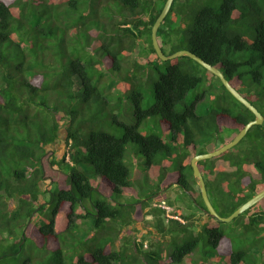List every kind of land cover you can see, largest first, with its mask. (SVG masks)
Listing matches in <instances>:
<instances>
[{"label":"trees","instance_id":"16d2710c","mask_svg":"<svg viewBox=\"0 0 264 264\" xmlns=\"http://www.w3.org/2000/svg\"><path fill=\"white\" fill-rule=\"evenodd\" d=\"M165 2L0 0V166L6 169L3 178L0 169V218L18 207L26 211L29 219L12 235V244L37 240L44 264H124L126 255L137 264H161L164 252L173 263L204 264L219 261V256L225 264H264L261 200L239 215L245 217L244 235L249 232L253 239L241 238L238 244L248 247H237L226 237L223 221L205 213L197 216L196 230L193 214L185 215L178 205L175 212L186 222L171 218L167 225L164 217L152 222L163 236H172L174 249L162 247L163 239L145 246L144 236L138 239L135 233L136 221L150 213L144 208L150 203L147 197L162 190L165 174L145 195L139 194L136 186L142 178L132 177L126 161L130 142L140 145L149 169L178 171L181 184L191 189L190 179L197 182L192 157L232 140L255 118L218 75L191 56H159L152 25ZM158 37L167 54L187 48L218 66L254 104H263L264 114V0H174ZM152 68L160 74L148 102L138 87ZM101 83L131 92L133 122L120 119L115 110L123 100L114 103ZM203 83L207 88L188 100L189 92ZM206 94L213 101L209 107L208 100L199 102ZM200 103L205 111L198 110ZM144 123L145 130L150 125L156 130L144 132ZM106 124L121 125V135L106 130ZM224 128L236 131L222 138ZM254 129L259 136L248 145L199 161L210 196L222 202L220 208L213 203L222 215L264 189V122L253 125L245 137ZM61 142L65 146L59 156ZM126 192H131L128 199ZM198 196L194 207H206L200 192ZM112 227L116 233H110ZM203 229L217 252L192 258ZM18 252H3L0 264H13Z\"/></svg>","mask_w":264,"mask_h":264},{"label":"rangeland","instance_id":"374dc122","mask_svg":"<svg viewBox=\"0 0 264 264\" xmlns=\"http://www.w3.org/2000/svg\"><path fill=\"white\" fill-rule=\"evenodd\" d=\"M120 18H121V16H118V18L116 17V19H120ZM144 59H145V57L142 56L143 61H144ZM148 69H151V68L148 67ZM161 70L162 71L167 70V64L166 63L161 64ZM159 74H160V72H158L157 70H154L152 68V74L148 79H146L144 81V84H143L144 86L142 85L143 87H140V86L138 87V88L143 89V91L146 94L148 102L151 101V94L153 91V86H154L155 81L158 79ZM215 79L217 80V78H215ZM106 81H110V78L107 79ZM79 82H80L81 86H83L82 81L79 80ZM99 85L105 91L104 92L105 94L109 93L110 91L112 92V95H109V94L108 95L112 98L114 103H115V100H119V99L123 100L122 104H118L119 107H117L116 108L117 110H115L116 112L119 113L120 119L127 121V122H133L135 120V117H134L135 102L133 101L132 96L130 95L131 92H129V93L121 92L118 87L124 88L122 85L114 86L113 88H108L107 86L104 87L103 83H101ZM205 88H207V86L204 83L201 84L196 90H192L189 92L187 99L191 100L195 93H198L199 91H201ZM208 91H211V90H208ZM241 92L243 93V91H241ZM206 100H208L207 102H210L208 107L213 104V101H209L212 99H210V97L207 94L204 96V98L199 100V102L200 101L203 102ZM232 102H233V99H232ZM255 104L259 108V110L260 109L263 110V104L261 102H255ZM199 106L200 107H198V110H200V111L206 110L205 104L201 106V103H200ZM148 120L151 124L154 123L153 118H149ZM145 125H146V123H144L142 126V130L144 132H154L156 130L153 125L146 127V130H145ZM104 128L110 132L116 133L117 135H121V133L123 131V128L121 125L106 124V125H104ZM235 131L236 130L234 128H231V129L230 128H228V129L224 128V131H222L220 136L222 138L223 137L226 138L229 135H233V133ZM257 136H259V134L257 133V130L254 129V131H252V133L249 134V136L244 137L234 148L239 149V148H242V147L248 145L249 142L252 141L251 138H255ZM205 145L206 144H202V146H200V147L205 148ZM64 146H65L64 142H61L57 146L59 156L62 155V152L64 151ZM126 161H127L128 165L130 166V168L132 169V174H133L132 177H134L136 175V173L139 172V170L145 171V169L148 168L147 163H146V157L144 154H142L141 147L136 142H130L127 145ZM0 169L2 171V178H3L4 172L6 169L4 166H0ZM156 172H158V173L163 172L165 174L164 179L166 181H174L175 177L176 178L179 177L178 173L172 174L170 169L158 168L156 170ZM141 176H142V179L141 180L138 179L139 181L137 182L138 185L136 187H137V191L139 192V194L141 193V195H145V193L147 191V187L150 184H148L146 182V179H145L146 177H144L143 175H141ZM6 177H8L10 179H14L13 175H6ZM98 178L99 177H94L92 179L96 180ZM150 181H154V178L152 175L150 176ZM209 189L211 191L210 187H209ZM198 190H200L199 184H198ZM137 191L135 190L134 192H137ZM172 191H177V193L174 195L173 198H170L171 203L181 207L183 212L185 213V215L187 214V212H191L193 207L196 206V205H194V197H190L188 195V191L186 189H183L182 186L179 184H174ZM127 193H128V196H127V199H128L131 192H126V194ZM50 196H51V192H49V198H50ZM210 197H211L213 203H215L216 207L220 208V206L222 205V202L218 201L217 198L214 197L213 193L211 194ZM198 198L201 199V196H198ZM151 200H152V197L149 198V202H151ZM261 202H264V199L261 200ZM188 204L191 205L190 206L191 211H186V206ZM14 207L15 206L13 205L12 208H14ZM144 208H147L149 211L152 210V208H150V206H148V207L145 206ZM80 210L81 209H78V212ZM161 210L162 209L160 207L156 206L154 203V205H153L154 214H160L161 215V213H162ZM46 212L49 214L51 212V207H47ZM154 214L148 213L145 220H143L142 222L136 221V223H135V225L138 226V228H139L135 232L137 234V238L140 239L142 236H144L143 238L145 239V241L147 243H149L151 240L155 241V243H158L161 241V239L156 234H154V232H157V230L160 231L157 227L153 226V224H152L153 220H155V218H156V216ZM223 216H225V215H223ZM7 218H8V223H7ZM244 218H245L244 215H241V216H238L237 218H234L232 221L221 222L222 223V229L225 231L226 237L231 238L233 240V242L236 243L237 247L238 246L248 247V246L242 244L243 242L241 244H238L241 241V238L246 237V239L250 242L253 239V235L251 233L247 232L246 235H244V233H243ZM28 219L29 218L26 215V211H22L20 209V207H18L14 213H11L9 217L6 216L2 219L0 218V255H2L3 252L14 251V250L19 248V252L16 254V258L13 260L14 261L13 264H23L28 258L34 257V256L35 257L38 256V258H35L36 260L32 261L29 264H44V261H42L40 259L42 256H44V251L39 248L37 240L28 238L27 240L23 241L24 242L23 246H18V245L14 246L12 244V242H14V240H15V236H12V235H15L16 232H17V234L20 233V231L22 230V225H23L24 221L27 222ZM61 219L64 220L62 217L58 216V220H61ZM36 220L39 223L43 222V220H41L40 218L36 219ZM77 221H81V219L77 218ZM29 223H30V221H29ZM195 227H196L195 229L199 231V226H197V221H196ZM12 229L14 230V234L10 233V230H12ZM203 230H204V232H202ZM203 230L201 232H202L204 238L201 241V243L199 244L198 248L192 253V255H197L198 258H201V255L202 256L204 255V251L210 252V254L217 252L215 249H213V246L211 245V243L208 242L209 237H208V234L206 233V230L205 229H203ZM116 232H117L116 228L112 227L110 230V233L113 234ZM62 236H65V239H67V241H69L67 233H64ZM161 237H162L163 241H165V243H161L162 247H164V248L168 247V244L172 240V238H171L172 236H169V234H168L166 236H161ZM169 245H170L169 247L172 246L171 250L174 249L172 242ZM222 249H226V247L222 246ZM252 252L257 254V252H259V250L258 249H256V250L252 249ZM222 253H225V251L222 250ZM259 254H262V253H259ZM168 257H169V253H168L167 258ZM129 258H130V256L126 255V257L124 258V264H137L136 262H134V260L132 258H130V259ZM218 258H219V261L207 260V261H204V264H225V262H222L220 260L221 258L219 256H218ZM186 262H189V261L185 260L182 263H175V262L173 263L172 262V264H187ZM263 262H264V257H263Z\"/></svg>","mask_w":264,"mask_h":264},{"label":"water","instance_id":"95a60500","mask_svg":"<svg viewBox=\"0 0 264 264\" xmlns=\"http://www.w3.org/2000/svg\"><path fill=\"white\" fill-rule=\"evenodd\" d=\"M174 0H166L164 7L155 20L153 26H152V40H153V45L159 54V56L164 59V60H169L176 58L178 56L182 55H189L198 62H200L204 67L207 69L211 70L213 73L218 75L222 82L225 84V86L232 92V94L238 98L242 103H244L248 108H250L254 113H255V118L247 122L243 128L234 136V138L226 143H224L222 146L206 151V152H201L193 156L192 158V166L194 169V174L198 179V184L203 196V199L206 204L205 211L215 217L219 221H231L235 217L239 216L243 212H245L247 209L252 207L254 204L259 202L264 198V189L253 195L251 198H249L247 201L242 203L238 208H236L231 214L227 216L221 215L216 207L214 206L213 202L211 201L210 195L208 193V188L207 184L205 181L204 174L200 168L199 161L207 158H211L214 156H217L219 154H222L223 152L227 151L228 149L234 147L236 144H238L241 139L247 134L249 129L255 125V124H260L263 123L264 121V114L259 110V108L249 99L247 98L224 74V72L216 65L210 63L209 61L205 60L203 57L198 55L197 53L193 52L190 49L183 48L179 49L173 53L167 54L163 51L162 46L160 44V40L158 37V30L165 19L166 15L168 14Z\"/></svg>","mask_w":264,"mask_h":264},{"label":"clouds","instance_id":"9594fccd","mask_svg":"<svg viewBox=\"0 0 264 264\" xmlns=\"http://www.w3.org/2000/svg\"><path fill=\"white\" fill-rule=\"evenodd\" d=\"M174 2V1H173ZM164 7V6H163ZM172 7V6H171ZM163 9V8H162ZM171 9V8H170ZM170 11V10H169ZM161 13V12H160ZM169 13V12H168ZM159 16V15H158ZM167 16V15H166ZM135 17H133V19H134ZM146 18V17H145ZM147 19V18H146ZM164 21V20H163ZM132 23H133V20L131 21ZM162 24V23H161ZM153 26V25H152ZM143 39V38H142ZM248 98V97H247ZM264 122V121H263ZM240 131V130H239ZM238 131V132H239ZM237 132V133H238ZM236 133V134H237ZM235 134V135H236ZM245 137V136H244ZM243 137V138H244ZM242 138V139H243ZM241 139V140H242ZM237 145V144H236ZM196 155V154H195ZM193 158V157H192ZM191 163H192V161H191ZM193 167V166H192ZM158 168H161V166H156L155 168H154V170H151V169H149V167L148 168H146L145 169V171H140L139 170V172L138 173H136V175H135V177L136 178H142V176L141 175H143L144 177H146V180H148V184H155V185H157V183L159 182L158 181V178H159V175H160V173H158V172H156V170L158 169ZM201 168V167H200ZM201 170H202V168H201ZM193 171H194V169H193ZM173 174H176V173H178L179 174V172L178 171H171ZM203 172V171H202ZM194 173V172H193ZM204 174V173H203ZM153 176V178H154V181H150V176ZM180 176V175H179ZM194 176H195V174H194ZM196 177V176H195ZM205 177V176H204ZM196 179H197V177H196ZM190 181H191V183H192V188L191 189H187L184 185H182L181 184V182L179 181V177H175V180L174 181H166L165 179L161 182V184H160V186H164L163 188H162V190H160L158 193H156V194H154V195H152L151 197H152V200H151V202L146 206V207H148V206H150V208H152V210L150 211V213H152V214H154V212H153V205H154V203H155V205L156 206H158V207H160L162 210V213H161V215L160 214H154L155 216H156V218H155V220L156 219H159L160 218V220L161 219H163V217H164V220H165V222H166V224L167 225H170V223H169V221H170V219L171 218H175V219H179V220H181L182 222H186L187 221V219L186 218H184L182 215H180V214H178V213H176L175 212V209H176V206L177 205H175V204H173V203H171V199L170 198H173L174 197V195L177 193V191H172V189H173V185L174 184H179V185H181L182 186V188L183 189H186L187 191H188V195L190 196V197H194V200L196 201V198H198V193L200 192L201 193V190H198V179H197V182H193L192 181V178L190 179ZM205 181H206V179H205ZM207 184V183H206ZM208 188V187H207ZM199 189H200V187H199ZM208 193H209V190H208ZM201 195H202V193H201ZM210 195V194H209ZM203 197V196H202ZM149 198L150 197H147V199L149 200ZM211 198V197H210ZM199 199V198H198ZM170 200V201H169ZM211 201H212V199H211ZM205 202V201H204ZM213 202V201H212ZM196 203H197V205H198V202L196 201ZM193 204V203H192ZM190 204H188L187 206H186V211H191V208H190ZM205 208L206 207H202V206H200L199 208L197 207H193V209H192V211L191 212H187V215H189V214H193L192 215V217L191 218H193L194 220H196L197 222H200L201 221V219L200 218H197V216H199L200 217V215H209L206 211H205ZM197 209V210H196ZM147 211H149V210H147ZM149 213V212H148ZM147 213V214H148ZM149 213V214H150ZM205 213V214H204ZM155 220H153V221H155ZM153 224V223H152ZM153 226H155V227H157L159 230H160V228H159V226L157 225H154L153 224ZM154 234H156L160 239H162V237L161 236H163V234H162V231L160 230V231H158L157 230V232H154ZM166 235H168V234H166ZM169 236H171V235H169ZM158 243H161V242H158ZM145 246H148V243L147 242H145ZM162 246V245H161ZM168 246H170L169 244H168ZM162 255H163V261H162V263L161 264H172V261H170L168 258H167V256H168V254L166 253V252H164V253H162ZM192 256V258H193V255H191ZM187 264H190V262H186Z\"/></svg>","mask_w":264,"mask_h":264},{"label":"crops","instance_id":"0c3cea01","mask_svg":"<svg viewBox=\"0 0 264 264\" xmlns=\"http://www.w3.org/2000/svg\"><path fill=\"white\" fill-rule=\"evenodd\" d=\"M173 174V173H172ZM145 210H148L147 208H145ZM138 222H142V221H139V220H137Z\"/></svg>","mask_w":264,"mask_h":264}]
</instances>
